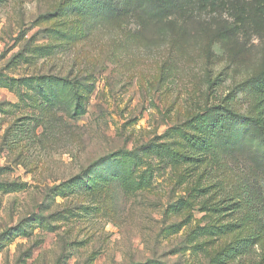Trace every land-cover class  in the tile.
<instances>
[{
	"label": "rangeland",
	"instance_id": "rangeland-1",
	"mask_svg": "<svg viewBox=\"0 0 264 264\" xmlns=\"http://www.w3.org/2000/svg\"><path fill=\"white\" fill-rule=\"evenodd\" d=\"M260 97L264 0H0V264H264Z\"/></svg>",
	"mask_w": 264,
	"mask_h": 264
},
{
	"label": "trees",
	"instance_id": "trees-1",
	"mask_svg": "<svg viewBox=\"0 0 264 264\" xmlns=\"http://www.w3.org/2000/svg\"><path fill=\"white\" fill-rule=\"evenodd\" d=\"M203 1L206 2L207 0H203ZM260 107H261V112L259 113V115L257 116L254 122L256 127L258 128V132L260 136L263 137L264 139V99L262 97H260Z\"/></svg>",
	"mask_w": 264,
	"mask_h": 264
}]
</instances>
